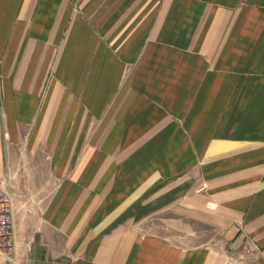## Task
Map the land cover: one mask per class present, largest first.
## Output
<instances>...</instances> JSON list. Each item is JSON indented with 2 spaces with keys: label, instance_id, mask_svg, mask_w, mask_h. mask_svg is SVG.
Here are the masks:
<instances>
[{
  "label": "crops",
  "instance_id": "obj_1",
  "mask_svg": "<svg viewBox=\"0 0 264 264\" xmlns=\"http://www.w3.org/2000/svg\"><path fill=\"white\" fill-rule=\"evenodd\" d=\"M0 186L20 264H264V0H0Z\"/></svg>",
  "mask_w": 264,
  "mask_h": 264
},
{
  "label": "built area",
  "instance_id": "obj_2",
  "mask_svg": "<svg viewBox=\"0 0 264 264\" xmlns=\"http://www.w3.org/2000/svg\"><path fill=\"white\" fill-rule=\"evenodd\" d=\"M0 254L5 257L4 264H20L17 256L12 194L2 186H0Z\"/></svg>",
  "mask_w": 264,
  "mask_h": 264
},
{
  "label": "rangeland",
  "instance_id": "obj_3",
  "mask_svg": "<svg viewBox=\"0 0 264 264\" xmlns=\"http://www.w3.org/2000/svg\"><path fill=\"white\" fill-rule=\"evenodd\" d=\"M10 191V190H9ZM10 193H11V191H10ZM12 194V193H11ZM12 200H13V194H12ZM13 214H14V212H13Z\"/></svg>",
  "mask_w": 264,
  "mask_h": 264
}]
</instances>
